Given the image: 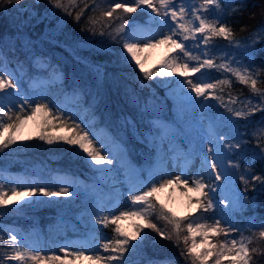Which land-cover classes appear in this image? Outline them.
Returning <instances> with one entry per match:
<instances>
[{
  "label": "trees",
  "instance_id": "1",
  "mask_svg": "<svg viewBox=\"0 0 264 264\" xmlns=\"http://www.w3.org/2000/svg\"><path fill=\"white\" fill-rule=\"evenodd\" d=\"M64 2L67 4L68 0ZM110 2L111 0H76L75 7L69 5L72 15H67L63 10L53 8L49 0H23L20 5L14 2L6 4L5 0H0V59L7 61L8 72L15 73L19 78L22 87L17 91L23 98L30 100L46 98L67 112H71L72 97L77 95L82 106L71 113L81 119H86L88 114L94 120V127H90L94 133L97 129H103L112 142H121L127 149L129 161L142 171L154 162L160 136L166 132L165 127L169 124L173 126L170 134L182 140H199L205 133L214 135L218 132L235 143L232 138L240 134L242 150H237L239 154L233 151L229 156L240 165L232 183L235 193H243L247 202L230 214L233 224L238 227L250 222L259 224L264 220V185L253 181L245 191V185L238 180V176L244 172L264 176V159L257 147L258 138L264 136V124L260 123L264 120V112L258 111L245 119L234 117L214 99L212 101L216 104L211 103V107L192 108L187 105L182 117L188 124L194 125L187 132L180 123L176 105L166 94L160 80L146 79L138 69L133 70L124 62L121 45L114 42L108 34H114L121 21L101 18V12L108 8ZM201 2L202 0H192L193 5L197 6ZM97 4L99 6L95 7ZM86 5L87 9L77 22L76 13L85 9ZM237 6L239 11L227 16L224 22L232 29L236 40L243 41L252 37L248 40V46L254 48V51L244 60L242 47L230 48L227 40L215 38L209 46L210 53L217 64L235 58L245 64L251 62L253 69H262L264 38L254 33L264 26V0H236L232 7ZM121 15L124 14L119 11L114 14ZM145 15L138 10L131 16H124V19L140 21ZM90 18L100 21L95 25V34L88 30L93 27L89 23ZM107 23L111 24V28H102ZM101 30L104 31L103 35L100 34ZM185 44L193 48L194 54L199 51L195 48V41L189 40ZM58 72L64 76L60 89L51 81ZM206 75L212 82L217 79L231 81L230 85L222 86V93L216 91L217 95H222L225 103L230 98L237 101L236 104H230L231 107L240 109L243 107L240 102L246 100L257 103L259 97L254 96L250 86L241 84L231 73L211 69ZM259 80L257 88L264 91V73ZM23 98L17 99V103L13 104V113ZM210 120H213V124H208ZM259 142L264 147V139ZM113 174L124 181L122 167H119V171H113ZM4 175L11 176L14 182L20 184L49 185L54 191L67 185L73 195L72 199L63 202L38 199L37 203L0 208V264H13V261L3 260L5 254H12L9 244L11 235H16L27 251L38 249L44 254L58 253L62 241H71L87 233L85 225L79 222L78 215L88 213V210L94 211V208L96 212L93 199L99 194L104 195L98 173L74 146L65 142L50 145L41 141L37 135L0 149V176ZM58 175L65 176L67 184L61 183L56 178ZM216 196L220 198L218 191ZM219 208L228 212L224 204H220ZM199 213L195 212L194 215L198 216ZM204 214V220L208 222H214L220 216L219 209ZM150 219L164 228L165 234L171 235L172 239L162 238L157 232L154 235L149 232L154 240L149 242L144 238L141 242L143 248L132 249L146 248L145 250L131 249L126 252L128 264H145L148 261L157 264H191L189 258L181 255L185 246L182 238L177 246L171 225L163 219H157L155 213ZM184 223L181 237L186 235ZM115 227L111 224L108 227L102 225L100 230H96L103 243L114 238ZM259 231V228L246 227L243 231V235L253 237V243L249 247L261 250L259 254H253L252 264H264V238L259 237ZM231 234L241 235L239 231ZM97 251L107 255L100 248Z\"/></svg>",
  "mask_w": 264,
  "mask_h": 264
},
{
  "label": "snow or ice",
  "instance_id": "2",
  "mask_svg": "<svg viewBox=\"0 0 264 264\" xmlns=\"http://www.w3.org/2000/svg\"><path fill=\"white\" fill-rule=\"evenodd\" d=\"M5 2L6 4L14 2L16 5H20L23 0H5ZM235 2L236 0H202L197 6L193 5L192 0H111L108 8L101 12V18H106L109 21L113 19L121 21L114 30V34L112 32L108 34L114 42L121 45V56L124 62L133 70L138 69L144 78L155 81L159 78L173 77L175 79L171 81L160 79V83L174 84L179 87L188 103L202 105L199 98L204 100L211 98L219 101L221 106L234 117L246 119L258 111L264 112V91L257 88V84L260 82L259 77L264 73V68L253 69L251 62L245 64L242 60L235 58L226 63L217 64L209 49L215 38H222L228 41L230 48L242 47L244 60H247L248 54L254 51V48L248 46V40H251L252 37L245 38L243 41L236 40L232 29L224 22L227 16L239 11V6L232 7ZM49 4L53 8L63 10L67 15H72L69 5L75 7L76 0H68L67 4L64 0H49ZM98 6V4L95 5V7ZM87 7L86 5L85 9L76 13L75 20L77 22L80 21ZM149 9L151 10L149 14L151 19L159 26L160 31L158 32L145 35L141 29L133 27L124 19V16H131L138 10L146 12ZM118 11L124 15L114 16ZM89 23L93 27L88 30L95 34V25L100 21L90 18ZM102 28H111V24H103ZM100 34L103 35L104 31L101 30ZM257 34L264 38V26L256 30L254 35ZM189 40L196 42L195 48L199 49L196 54H194L193 48L186 46L185 42ZM160 45L168 47L169 52L173 54L162 59L159 67L155 70L146 68L147 57L144 53ZM6 63L5 59H0V92H5L7 89L18 90L22 87L15 73L7 71ZM211 69L231 73L241 84L250 86L254 96L259 97L257 103L253 104L251 100L241 101L243 107L240 109L230 106V104L237 103L235 99L230 98L229 102L225 103L222 95H217L216 91L219 90L222 93V86L230 85L231 81L217 79L212 82L206 75L207 71ZM198 73L205 79L191 78ZM177 77L184 79L181 80ZM185 86H187L188 92H183ZM191 93H194L195 96L193 97ZM17 95H19L18 91ZM183 113L182 104L180 114ZM29 120L37 124L39 130L36 135L41 141H46L50 145L55 142H65L70 146H77L80 154L88 160L94 171L98 173L107 174L119 171V167H123L127 163L124 151H113L105 140L95 135L92 128L83 119L67 112L60 105L47 101L46 98L30 100L25 97L22 103L17 106L15 113H13L12 108H8L0 102V149H6L21 139L19 133ZM260 123L264 124V120H261ZM57 128L64 134L57 136L49 132V129ZM214 135H216L217 141L213 142L211 135H209L207 150L204 151L203 147L200 149V154L203 156L200 172L191 177L184 175L183 171L180 175L171 176L168 174L169 178L167 179H164L163 175L159 178L154 177L145 185L129 189L127 199L130 203L125 205L127 210L114 214V210L109 209L108 215L98 216L95 220L96 224L104 227H108L109 224L116 226L113 229L116 234L114 238L105 240L99 245L102 252L107 253V255L86 256V249H71L68 246L60 247L59 252L63 255L56 252L44 254L42 250L38 249L22 251L17 247V236L11 235L9 244L12 248V254H5L3 260L19 261L21 264H29V262L30 264H74L76 260L87 259L94 261L95 264H128L125 253L136 247V245L131 244V241L138 238L142 239L144 229H152L161 237L172 239L171 235H166L150 219L155 213L157 219H163L168 225H171L172 233L176 236L177 246H179L182 238L185 248L181 255L189 258L191 264H209V261L211 264H225L226 258L227 264H252L253 254H259L261 250L249 247L253 243V237L244 236L243 231L245 227L248 229L259 228L258 235L260 238H264V220H261L259 224L250 222L243 227H238L233 224L230 213L232 210L244 206L247 197L243 193L237 195L235 192H232L231 196L220 198L216 196L217 189L221 188V185L216 182H222L226 189L237 175L240 165L230 158L229 153L242 150V139L238 134L232 138L236 142L231 143L227 137L218 132ZM25 139H30V137H25ZM260 139H264V136L259 137L257 143L261 158L264 159V147L260 146ZM202 144L203 141H201ZM237 154H239L238 151ZM191 155L192 153L186 154L185 159L190 158ZM134 174L137 178L139 177L138 172L134 171ZM238 180L245 185V191L247 185L253 181L264 185V176L251 175L248 172L241 173ZM179 188L197 193L195 198H190V205H194L195 212L204 214L219 209V218L214 219L213 223H199L191 220L186 225L187 234L181 237V233L184 231L183 223L188 218H177L167 204L160 203L159 197V193L165 189ZM40 195L49 198L71 197L73 193L69 191L67 185L54 191L49 185L15 183V186L6 188L4 183H0V208L18 204V201L12 197L24 199L25 197ZM37 202L36 200L32 201V203ZM25 203L28 201L25 200ZM220 204H224L228 212L219 208ZM133 218L139 221V223L132 225L133 232H127L120 226L121 221ZM203 218L201 215L197 219ZM237 231L241 233L239 238H229L230 233ZM221 235L225 237L223 241L211 242L212 237ZM196 236L201 237L199 243H197ZM190 239L191 245H189ZM201 244L204 247L201 248Z\"/></svg>",
  "mask_w": 264,
  "mask_h": 264
},
{
  "label": "rangeland",
  "instance_id": "3",
  "mask_svg": "<svg viewBox=\"0 0 264 264\" xmlns=\"http://www.w3.org/2000/svg\"><path fill=\"white\" fill-rule=\"evenodd\" d=\"M144 13L146 15L145 17H143V20H140V21L131 20L128 22L133 27L141 29L145 35H150L152 33L160 31L157 23L153 19H151L149 15L151 13V10L149 9ZM201 47H203V45H201ZM156 50H159V52L155 55ZM145 53L148 54V57H152L153 55L156 56V58H153L152 60H150L149 62H146L145 64L146 68L154 69V70L157 67H159L162 59H164L166 56L170 54H173V53H170L169 48L164 45H160L159 47L153 48ZM197 77H199L200 79H205V77L201 76L199 73L195 74V76L191 78L196 79ZM177 78L181 80L184 79L183 77H177ZM160 79L171 81L175 78L173 77L159 78V80ZM51 81H54L53 83L55 84V86H57V88L60 89L64 83V76L62 75L61 72H58L57 74H55V76L53 75V77L51 78ZM162 84H163L164 89L166 90V94L169 96V98H171L172 102L176 105L177 107L176 111L178 112L180 123L187 132H188V129L191 130V128H193L194 125L188 124L186 121H184V117H182V114H180V109H181L182 104H183L184 109L187 107V105L191 106L192 108L194 106H197L199 108H204L206 106H209L211 103L216 104L215 102L212 101L211 98H209L208 100L199 98L202 101V105H197L195 103H188L186 100V97L183 95L179 87H177L174 84H165V83H162ZM183 92H188L187 86L184 87ZM191 95L193 97L195 96L194 93H191ZM14 96L17 97V99H21V100L23 98V96H21L20 93L19 95H17V90L7 89L5 92H0V102H2L8 108H13V104L17 103V99ZM71 104L73 105L71 109L72 113L76 111V108L82 106L81 99L77 95L72 97ZM86 117H87L86 119L85 118L83 119L85 123L89 125V127H94V120L91 119L88 114L86 115ZM209 123L213 124V120L208 121V124ZM172 128L173 126L171 124L165 127L166 132L162 136H160V141L157 146L156 158L154 162L151 164V166L149 168L147 166L144 167L143 171L129 161V157L127 155V149L122 145L121 142H117V143L112 142L108 133L103 129H97L95 131L96 136L105 140V142L108 143L112 147L113 151L114 149H118L119 152L120 151L125 152L126 157H127V163L125 166L122 167L124 170V181H122L116 176H113L114 175L113 172L107 173V174L97 172L99 183L103 186L104 195L99 194L95 199H93L97 207L96 212L94 208V211L88 210V213L78 215L79 222L85 225L86 227L85 229L87 230V233L83 235L82 237L76 238L71 241L69 240L62 241L61 243L62 246H68L71 249H76V248L86 249L87 250L85 251L86 256L99 254L97 249L99 248V245L103 243V239L96 232V230H100L102 225L96 224L95 220L98 218V216L108 215L109 209L114 210V214H119V211L127 210L125 208V205L130 203V201H128L127 199L129 195V189L133 187H140L141 185H145L149 181H151L154 177L159 178L161 175H163L162 171L157 169V166L159 164L162 170H165L167 172L166 175H163L164 179L169 178L168 174H170L171 176L180 175L181 171H183L184 175L189 176V177L201 171V168H202L201 161L203 160V156L200 154V149L201 147H203L204 151L207 150L208 136L210 134L205 133L201 135L202 138L199 140H191V139L182 140V139H177L176 137H173L172 134H170V130H172ZM38 130L39 129L37 128V124L34 121L29 120L26 124H24L23 128L21 129V132L19 133V136L21 137V139L17 141L23 142L27 140L25 139V137L31 138L35 136ZM49 132L57 136L64 134L62 131L59 130V128L49 129ZM5 135H7V133H5ZM211 139L213 140V142L217 141V138L215 137V135H211ZM201 141H203L202 145H201ZM74 147L77 151H79L77 146H74ZM188 153H192V155L190 156V158L185 159L186 154ZM178 157L180 158L179 160L177 159ZM159 159L161 160L160 163H158ZM129 165H130V168H128ZM90 166L93 169L92 165ZM133 170L139 173L138 178L134 174ZM14 178L15 176L13 177V179ZM56 178L61 183L67 184L68 179L65 176L58 175ZM10 182H14L11 176L9 175L0 176V183H4L6 188L15 186V183H18V182H14V183H10ZM208 182L211 183V181H208ZM216 183L221 185V188L217 189L220 197L231 196V193L235 192L233 184H232L233 180L231 184L229 185V187L226 189L224 188V185L222 182H216ZM27 184H32V183H27ZM221 189H224V190H221ZM196 195L197 193L188 192L184 188H179V189H174V190L165 189L163 192L159 193L160 203L167 204L168 208L171 209V211L176 214L177 218L179 217L188 218L187 220L184 221L185 226L191 220H195L196 222H199V223H204V222L213 223V222H208L204 220L205 214L199 213L198 216L194 215L195 213L194 205H190V198H195ZM41 196L42 195L34 196V197H25L24 199H20L19 197H12V199L18 201V204L9 205V206L19 207L23 204H26L25 200H27L28 203H31L33 200H38V199L48 201V202H58V201L63 202V201L72 199L71 198L72 196L71 197H51V198L49 197L42 198ZM101 209H104V211H101ZM190 213L192 214L190 215ZM201 215H203L204 218L197 219L198 217H201ZM153 222L159 225L157 222L155 221ZM135 223H139V221L134 218L125 219L120 222V226H122L123 229L126 230L127 232H133L134 229L132 225ZM161 230L164 231V228H161ZM149 232H152V235H154L156 231L152 229H147V228L144 229V232L142 234L143 238L142 239L138 238L137 240H133L131 241V244L132 245L135 244L136 247L138 248H143L144 246H141L143 245L141 242L144 238H146V240L149 242L154 240V238L151 237L152 235H150ZM185 233L187 234L186 227H185ZM233 235L230 233L229 238H239L240 236V235L238 236L236 235L233 236ZM224 239L225 237L223 235L219 237H212L211 242L219 243L220 241H223ZM196 240H197V243H199L201 240V237L196 236ZM189 243L191 245V239L189 240ZM17 247H19L20 250L22 251H27L25 247L21 245L19 240L17 241ZM200 247L202 248L204 247V245L201 244ZM145 249H138V250L132 249V250L142 251ZM57 254L63 255V253H60L59 251ZM13 264H21V262L13 261ZM74 264H95V262L89 261L87 259H81V260H76ZM145 264H157V263L148 261ZM163 264H170V263H163ZM209 264H211V261H209ZM225 264H227V258L225 259Z\"/></svg>",
  "mask_w": 264,
  "mask_h": 264
},
{
  "label": "bare ground",
  "instance_id": "4",
  "mask_svg": "<svg viewBox=\"0 0 264 264\" xmlns=\"http://www.w3.org/2000/svg\"><path fill=\"white\" fill-rule=\"evenodd\" d=\"M158 52H159V50H156V51H155V55H156ZM144 55L147 57V61H146V62H149V61L152 60L153 58H156L155 55H153L152 57H148V54H147V53H144ZM114 151L119 152L118 149H114ZM160 162H161V160L159 159V160H158V163H160ZM128 168H130V167L128 166ZM157 169H158V170H161L163 175H166V174H167V172H166L165 170H162L160 164L157 166Z\"/></svg>",
  "mask_w": 264,
  "mask_h": 264
}]
</instances>
